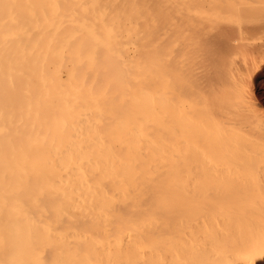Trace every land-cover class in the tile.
Masks as SVG:
<instances>
[{
    "label": "bare ground",
    "instance_id": "6f19581e",
    "mask_svg": "<svg viewBox=\"0 0 264 264\" xmlns=\"http://www.w3.org/2000/svg\"><path fill=\"white\" fill-rule=\"evenodd\" d=\"M150 1L0 0V264H185L244 213L181 176L195 142ZM245 257L264 258L263 237Z\"/></svg>",
    "mask_w": 264,
    "mask_h": 264
},
{
    "label": "rangeland",
    "instance_id": "374dc122",
    "mask_svg": "<svg viewBox=\"0 0 264 264\" xmlns=\"http://www.w3.org/2000/svg\"><path fill=\"white\" fill-rule=\"evenodd\" d=\"M176 1L154 0L152 1L154 6L150 5L152 7L150 9L151 39H154L152 40L157 48L158 43L165 45L164 49L159 44L164 51H159L161 54L157 53V55H160V61L163 59L165 62L164 59L168 56V61L171 60L170 62L174 63L172 65L168 61L165 62L167 65L165 64L164 67L170 66L169 70L158 65L159 61L156 66L165 70V74L169 71L170 80L174 81L172 84H175L170 86L174 92L178 93L175 97H180L177 100L184 107L172 110L180 112L183 127L186 126L184 127L186 130L189 126L187 132L189 136L191 133L193 136H190L189 140L192 144L195 142L193 146L191 144L192 151L189 150L190 147L184 150L193 158L188 156L189 158L185 159L186 154L184 155L183 163L187 168L185 167L181 176L185 183L190 181L186 184L190 188L196 184V180L202 178L194 187L201 184L202 186L199 185V187L205 186L207 191L199 189L200 191L197 190L199 193L208 192L210 184L212 183L211 187L214 184L215 188L209 189L210 192L212 190L214 194H217L219 204L237 208L236 210L239 209L246 214L242 218L244 213L238 212V219L233 223L234 227L219 228V231L212 230L213 237L217 235L215 240L211 239L209 244L201 242L203 247L200 242V245L197 243L189 247L187 242L185 264H239L240 259L246 258L253 242L264 238V0H229V2L228 0H205L204 3L202 0H193L194 2L184 0V3H187L186 6L179 3L180 0ZM152 2L150 1V4ZM207 3L210 4L207 5ZM172 5L175 7L182 5L183 8H187L184 10L185 8L181 7V12L178 10L179 13ZM192 8L195 9L193 13L189 11ZM187 10L190 15L192 14L190 18L189 14H186ZM198 19L201 21L198 22ZM167 23H170V27L173 25L172 31H168V34L167 30L170 28H167ZM164 27H166L165 31H163ZM174 31L175 37L176 33L178 34L177 38L174 37ZM179 32H181L180 35ZM164 34H166L164 38L160 39V36ZM157 48L156 52H158ZM154 56L152 55V58ZM154 59L155 57L153 63H155ZM157 68L155 71L158 70ZM173 103L178 105L179 102ZM201 123L203 125H200ZM192 125L196 126L197 130L194 127L192 129ZM209 130L214 131L211 137H209ZM203 133H205L204 136H202ZM196 134H198L197 137H195ZM215 136L217 144H215ZM187 142L188 140H185L186 146H188ZM210 142H214L215 148ZM209 145L213 146V149ZM193 150L196 152L194 153ZM195 154L198 158H195ZM191 159L196 163V167L200 163L199 160H203L204 164L201 162L197 170ZM190 160L194 168H189V165H192ZM210 172L214 176L213 179L210 177ZM203 179H206L204 180L206 185L201 183V181L204 182ZM190 188L186 191L192 192ZM248 213L249 215L253 213L250 215L253 220ZM255 264H264V258L259 259Z\"/></svg>",
    "mask_w": 264,
    "mask_h": 264
}]
</instances>
